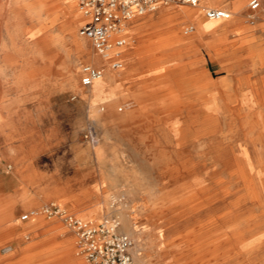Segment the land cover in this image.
Listing matches in <instances>:
<instances>
[{
  "label": "rangeland",
  "instance_id": "obj_1",
  "mask_svg": "<svg viewBox=\"0 0 264 264\" xmlns=\"http://www.w3.org/2000/svg\"><path fill=\"white\" fill-rule=\"evenodd\" d=\"M19 1L24 0H0V48L3 45L6 52L10 51L8 59L0 51V264H87L78 253L73 232L60 219L40 214L43 207L53 203L76 217L96 222L114 214L110 210L123 203L134 230L129 236L136 264H198L206 258L207 249L199 253L190 249L182 235L197 223L231 211L238 213L224 221L243 226L247 242L252 241L258 233L255 224L264 221V216L259 215L260 204L248 192L250 185L233 177L232 172L245 154L246 163L259 174L253 177L252 191L264 203V74H235L215 61L208 49L195 45L183 48L178 57L184 59V65L186 59L194 58L196 66L206 73L204 83L191 87L185 79L172 80L168 87L166 82L151 84L154 78L148 73L149 62L159 58L163 50L152 45L157 39L147 35L150 32L132 30L124 69L107 70L114 81L117 76L115 88L101 94L97 89L102 80L94 84L96 92L91 93L81 86V68L87 64L105 66L101 59L95 62L99 58L91 43L83 42L84 50L74 71L75 48L62 23L55 21L48 30L54 46L45 62L41 35L36 44L18 32L20 26H28L27 11L18 10ZM72 1L79 13L77 1ZM250 1L242 7L238 25H244L245 16L257 20L264 14L261 0L263 9L258 12L250 10ZM51 2L57 10L62 5L61 0ZM237 4L231 20L241 5ZM180 9L199 14L198 9L181 5L162 10ZM148 14L135 21L147 26L159 24L161 15ZM69 17L78 34L82 16ZM201 19L207 22L202 11ZM187 26L196 28L193 22L180 23L177 31L182 37H187ZM205 39L203 42L211 38ZM236 44H229L226 51L241 42ZM246 53L239 51L236 55ZM48 65L49 72L43 71ZM194 71L189 68L185 75ZM72 72L75 76L69 78ZM147 88L155 91L154 100H144ZM205 93L211 94L216 108L212 118H206L201 101L195 99ZM167 95L176 96V102L164 101ZM113 98L117 99L114 103ZM234 98L238 101H232ZM248 98L252 103L245 104ZM122 99L137 101L138 108L132 111L136 117L127 116V109L119 111L124 106L119 105ZM91 105L101 114L113 111L109 123L96 121ZM175 105L181 112L167 116L164 109ZM171 122L183 129L179 134L184 142L178 148L173 144L176 135L168 127ZM99 147L102 159L95 153ZM194 181H198L197 186L212 188L209 193H214V198L209 196L212 204L191 211L196 202L185 201V196L196 187ZM105 195L109 196L106 205ZM31 212L39 214L23 221V216ZM121 224L126 233L122 220ZM219 226L216 228H224ZM222 237L210 247L219 251L218 259L235 250H225L220 244ZM233 261L229 264H238Z\"/></svg>",
  "mask_w": 264,
  "mask_h": 264
},
{
  "label": "bare ground",
  "instance_id": "obj_2",
  "mask_svg": "<svg viewBox=\"0 0 264 264\" xmlns=\"http://www.w3.org/2000/svg\"><path fill=\"white\" fill-rule=\"evenodd\" d=\"M54 2H51V0H35V2L34 1L33 2H30L28 0L27 1H25V0L24 1H19L17 3L18 10L20 12L27 11V13H26L27 14L26 19L28 21L27 22L28 26L25 27V28H21V26H20L18 28V32L22 33V37H24L25 39H29V40L35 41L36 44H37V41H38V39H39V37L41 35L42 42H43L42 44H44L45 51H46L45 52V55H43V58H44L45 62H48L49 61V52H51V50H52V48L54 46L53 37H51V35L48 32L49 26L53 22H55V21H58L59 23L61 22L62 23V27H63L65 33L67 32L68 36H70L71 42H72V44H73V46L75 48L76 56L74 57V59L72 61V68L74 70L77 67L78 62L80 60V58H78V57L80 55H82V53H83V50H84V43L83 42L86 39L85 38H82L79 35V33L77 34V32L75 30V24L72 21L69 20V18H70L69 16L70 15L79 16V14L81 15V13H80V11H79L78 8L77 9H78V12L79 13L75 12V5H74V3H73L72 0H61L62 5H61L60 8H58V10L55 9ZM245 2L243 4V6L245 5ZM250 3H251V1L249 2V5H250ZM30 5H32V7L31 8H27ZM159 12H160V9L156 13L159 14ZM42 14H43V16H42ZM239 14L240 15H243L241 11L239 12ZM189 15H191V13ZM192 16L195 17L196 14L195 13H192L191 17ZM245 20H246V23L249 26H254V25L255 26H258L259 20H256L254 18V16H245ZM208 21H210V20H208ZM222 21L223 20H221V21H212V22H222ZM136 23L137 22L135 21L134 22V25ZM173 26H174V24H173ZM194 28H195V26H194ZM194 31H195V29H194ZM261 36H263V35H261ZM174 38H175V40L178 39V37L176 35H174ZM86 41H88V40H86ZM258 41H262V40H258ZM14 49H16V46L15 45L12 46V50H14ZM6 50H7V47L2 45V47L0 48V51H2L3 53H6L7 55H6L5 58L8 59V56L10 54L7 53V52H10V51H7L6 52ZM228 53H231V52H228ZM94 54H96V53L94 52ZM225 55H226V53H225ZM71 56H72V54H71ZM229 56H233V53H232V55H229ZM259 57H261L260 59H264V46L262 47V51L259 54ZM98 58H99V56H98ZM95 60H97L95 62H99L100 61V58L99 59H95ZM256 60H258V59H256ZM162 61H164V60H162ZM49 70H50L49 65L48 66H45L44 69H43V71H45V72H49ZM70 76L72 78H74L75 72L70 73L69 78H70ZM45 77L48 78V74L45 73ZM102 80H104V81L99 84L100 85V88L97 89V91L101 90L102 91L101 94H102L103 92H105L107 90L111 91V90L114 89L113 86H112L114 84V79L110 75V73L108 74L106 72V74L104 75V77L101 80L97 81V82H100ZM97 82H95V83H97ZM94 84L89 88L91 93L96 92L95 90H96V86L97 85H94ZM152 97H154V96H152ZM199 97L200 96H197V97H195V99L197 101H199V100L201 101V104H202L201 110H203L202 111L203 114H205V116H207L206 118H212L213 115H214V112L216 111V108L212 104L213 103V99H211V95L204 94V95H202L201 98H199ZM203 99H205V100H203ZM116 100L117 99L113 98V100L111 102L114 103ZM90 108H91V116L96 121H98L99 123H102L103 125L109 123L112 115L114 114L113 111H111V110H109L106 114H101L100 113L101 110L99 108H97L95 105H91ZM180 110L181 109L176 108L175 106L174 107H167L165 109V114L167 116L179 114L181 112ZM126 115L127 116H130V117H133V118L136 117V114L133 113V112H126ZM209 121L207 122V124L211 123ZM179 125L176 122H171L169 124V126H168L169 129H170V131L172 133H174V135H176V138L174 140L175 143H173L175 148H178V147L182 146L183 145V142H184L182 140L180 134H179V130L182 129V128H179ZM210 126H212V125H210ZM183 128H184V126H183ZM207 131H205V132H207ZM201 133L204 135L203 132H201ZM255 140H260V139H252V141H255ZM158 141H160V140H158ZM95 153L97 154L96 156L99 159H102V157H101V155H102V149H101V147L97 148L95 150ZM246 160H247V156L244 154L240 158V162L238 160V163L239 164L235 168V170L232 172V176L235 177V178H237V179H239V180H241V181H244L245 183L247 182L250 185L249 188L251 187V189H249L248 192L250 193L251 197L253 198L252 200H254V202H257V203L260 204L259 206L261 207L262 214H259V215H261L263 217L264 216V203L252 191L253 190L252 188H253V185H254L253 177L255 175L258 176L259 174H256L255 170L248 163H246L247 162ZM194 184H195L196 187L194 189H192V190H189V193H187L186 196H185L186 197L185 201H187V202L188 201L189 202H191V201L194 202L195 201L196 202L195 205L192 206L191 211L192 210L193 211L194 210H199V208H201L202 205H204V204H207V205L208 204L209 205L212 204L211 202L213 201V199H211L210 197H213L214 198V193L213 194L212 193H209V191L212 188L203 187V186H197L198 185V181H194ZM168 185H170V183ZM109 186H111V185L109 184ZM111 198H113V197H111ZM108 199H109V196L108 195H105L104 196V200H105V203L104 204L105 205H106V202L108 201ZM112 200H118L119 201L118 198H113ZM113 207H114V205L111 208H113ZM109 213H114V214L118 215L119 218H120V220L123 221V230L128 235H132V236L134 235V230L129 226L128 208L125 207V206H123V203H120V205L118 207H116L115 209L110 210ZM236 213H238V212H232L231 211V212L224 213V215L222 217H220V218H217V217L209 218L205 222L195 224L186 234L182 235L183 240L184 241H187L186 244L188 243L187 244L188 246L191 245V248L190 249H193L194 251H196L198 253L201 251V249H203V250H205V248L207 249V252L205 254V257L206 258H203V259L198 260V264H211V263L213 264V261L215 262V264H229V263H232L233 260H234L233 262H236L238 264H247L248 262H249V264H264V221L262 220V222L260 221V222H257V224H255V229H256V231L258 233H257L256 236H254V239L252 241L247 242L246 237L244 235V233H246V232H244L246 229H243L242 230L243 226H240V224L230 225L229 224V222H230L229 220L228 221H224V220H226V218H229V217L235 215ZM219 224L222 227H224V228H219L220 227ZM227 224H229V225H227ZM217 225L219 226L218 228H216ZM221 235H224V237H222V239L220 241V244L222 242V244H223L222 246H224L225 250H227V251L228 250H231V249H235V250L232 253H228L229 251L228 252H224L225 254L226 253H228V254L226 256L224 255L222 258L218 259V255H220L219 254V251L218 252H216V250L213 251V249L210 248V247H211V244L212 243L219 241V237ZM254 254H258V255L254 256ZM216 256H217V258H216ZM246 260H248L247 263H245ZM139 261L141 263L144 262V260L142 258L140 259V257H139Z\"/></svg>",
  "mask_w": 264,
  "mask_h": 264
},
{
  "label": "built area",
  "instance_id": "obj_3",
  "mask_svg": "<svg viewBox=\"0 0 264 264\" xmlns=\"http://www.w3.org/2000/svg\"><path fill=\"white\" fill-rule=\"evenodd\" d=\"M170 5L196 7L199 0H77L83 19L78 33L91 43L94 52L105 64L104 67L87 64L81 68L82 88H90L104 77L107 70L119 72L124 68L123 50L129 43L124 33L129 22ZM249 8L255 12L261 8V4L253 0ZM205 17L210 21H221L230 19L231 14L222 9L210 8L205 11ZM193 32V26L184 30L186 35ZM127 107L129 104L121 106L119 111ZM38 214L31 212L23 216L22 220L26 221ZM40 214L47 219H60L73 232L78 253L87 264H136L132 253L133 241L122 231L118 215L111 214L97 222L85 220L55 203L43 207Z\"/></svg>",
  "mask_w": 264,
  "mask_h": 264
},
{
  "label": "crops",
  "instance_id": "obj_4",
  "mask_svg": "<svg viewBox=\"0 0 264 264\" xmlns=\"http://www.w3.org/2000/svg\"><path fill=\"white\" fill-rule=\"evenodd\" d=\"M245 1L247 4L249 0H199V5L196 7H192L188 5H181V6L190 7V9L191 8L198 9L199 14L196 15L195 17L193 16L191 17L192 13H195V11L193 10L180 9L178 11L171 12L167 10L166 11L162 10L164 7L165 8L169 7V6H163L159 8L160 9L159 15H161V17L159 18L161 20L159 24L157 23L155 24L154 22L153 26L151 25L147 26V25H144V23L141 24L140 21L139 22L136 21L137 23L134 25L135 20L146 16L148 13L144 16L136 17L131 22H129L126 28V31L124 33V37L129 42V39L133 36L131 31L134 30V32L136 31L150 32L147 35L153 34L155 38L157 39L155 41V44H152V45H156V46H159V48H162L163 53L160 55L159 58H155L151 62H149V69H150L149 72L150 73L149 72L148 73H149V76H152V78H154L151 84L154 82L155 84H162V83L165 84L166 82L167 83L166 87H168L171 85L168 82H171L172 80L174 82H181V81L183 82L185 79L186 80L184 82H187L186 83L187 86H191V87H195L193 86L194 83L195 84L198 82L204 83V81L207 80L206 73L204 71L201 72V70L196 66L195 59L194 58H191L188 60L186 59L185 61L186 62L188 61V62L186 65H184V59L178 57L183 48H190L195 45L197 46L199 45L201 47H205L206 49H208L211 52V56L214 58L215 61L220 63L221 66L226 69H232L235 72V74H243L246 76H251L253 73H258L262 75L264 74V59H260L261 57H259V54L261 53L262 47L264 46V42L262 40L264 36V26H263L264 25L263 23L264 14H262V16L260 17L258 16L257 20H259L260 24L257 27L255 25L249 26L246 23V20H244L245 22L244 25H238L239 17L241 16L239 12L241 11V8L243 7V4ZM261 1L264 4V0H261ZM233 2L236 3V5H239L237 3H241L236 13V16L233 17V20H231L232 16L230 19L223 20L222 22H212V21H208L207 19H206L207 20L206 22L201 19V11L203 13V16L205 17V11L210 8L222 9V10L229 12L232 15L231 11H234ZM263 7L261 6V8L258 11H262ZM159 9L154 12L156 13L157 11H159ZM258 11H255V12H258ZM190 13L191 15H189ZM186 22L195 23L196 28H194L195 31L192 34L187 35V37L185 36L182 37L177 31V26L180 23H186ZM212 23H216V24L220 23L221 25L216 26V25H212ZM174 35L178 37L177 40H175ZM207 37H210L211 39L207 42H203L204 41L203 39ZM258 40H262V41H258ZM240 42L241 44L238 46L237 44H239ZM231 43H237L236 45L238 47L235 48L236 50L234 49L231 51L230 50L226 51V49L229 48L230 46L229 44ZM128 47H129V44L123 50L124 66L126 65V56H127L126 54H127ZM239 51L241 52L247 51V53L245 56H237L236 53ZM228 52H231V54L233 53L236 56H232V59H229L230 53ZM238 63L242 65H238ZM189 68H191V70L193 69L195 70L193 73H191L190 76L185 75L186 70ZM116 81H117V76L115 77L114 84L112 85L113 88H115L116 86ZM147 89L148 90H146L143 93L144 100L145 101L154 100V97L152 96L156 95L155 91L149 90V88ZM205 94L211 95L210 93H205ZM237 99L238 98L236 99L234 98L232 99V101L237 102ZM163 100L167 102L168 101L176 102L177 97L173 95H167L165 98H163ZM248 103H252V100L249 98L246 100L245 104H248ZM126 104H129V107L125 108L127 109L126 112H132V111L137 110L138 108V103L136 100H133V99L119 100V105H126ZM171 107H174V106H171ZM175 107L181 109V107L177 105H175Z\"/></svg>",
  "mask_w": 264,
  "mask_h": 264
}]
</instances>
